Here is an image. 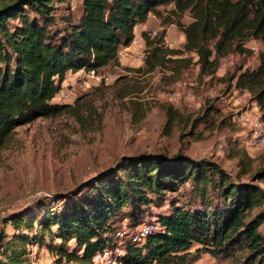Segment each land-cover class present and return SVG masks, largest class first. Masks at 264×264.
I'll use <instances>...</instances> for the list:
<instances>
[{"label":"trees","instance_id":"1","mask_svg":"<svg viewBox=\"0 0 264 264\" xmlns=\"http://www.w3.org/2000/svg\"><path fill=\"white\" fill-rule=\"evenodd\" d=\"M63 2L11 0L0 6V150L20 126L74 114V106L52 103L66 72L118 66L120 48L132 43L136 26L149 15L161 26L174 25L185 41L181 49H169L164 29L152 38L143 33L139 73L168 71L175 78L196 65L199 78H213L221 58L249 55L250 40L264 45V0H82L78 17H56L55 4ZM169 4L173 9L163 13ZM224 77L264 110V49L255 67H238ZM164 111L168 122L175 119L172 107ZM213 112L207 104L191 128ZM260 183L264 186V163L241 181L215 161L181 153L124 156L64 199H54L60 205L41 212L37 231L30 211L11 215L6 223L14 232L0 235V264H28L31 243L45 247L56 264H92L97 251L115 243L119 219L135 228L153 206L158 230L140 243H127L120 264H192L202 254H239L240 264H264Z\"/></svg>","mask_w":264,"mask_h":264},{"label":"rangeland","instance_id":"2","mask_svg":"<svg viewBox=\"0 0 264 264\" xmlns=\"http://www.w3.org/2000/svg\"><path fill=\"white\" fill-rule=\"evenodd\" d=\"M9 1L0 0V6ZM81 4L82 0L56 3V17H78ZM165 8H161L163 13L167 11ZM146 21L134 30L138 41L133 45L136 50H144L143 33L161 31L157 25L160 20L154 15H149ZM186 21L184 18L183 22ZM170 35H174L175 47H181L179 30L172 27ZM257 49L246 56L230 57L213 78H199L196 65L175 78H168L159 71L143 74L134 67L119 64L98 71V76L108 78L106 82L86 79L83 73L76 79L74 88L64 85L61 89L70 93L71 101L64 102L59 92L53 103L74 106V114L38 118L20 126L0 150V235L13 234L12 226L6 223L11 215L30 211L37 221L45 210L60 205L54 199H64L74 187L107 171L124 156L181 153L196 160L215 161L232 177L249 181L264 163V147L247 144L248 128L239 123L236 113L244 112L264 120V110L248 95L236 105L237 92L224 76L238 67H255L264 45H258ZM128 56L132 53L119 50L120 58ZM188 92L196 97H186L184 94ZM207 104L214 106V112L196 128H191L192 121L203 114ZM166 106L177 112L171 122L165 115ZM245 156L250 160L247 172L244 171ZM259 185L264 187L262 183ZM183 200L188 201V197ZM150 211L152 215L158 212L154 206ZM152 215L146 214L141 221H155ZM38 222L34 223L35 231L39 229ZM131 225L135 224L119 219L116 229L132 230ZM259 230L264 234V224ZM45 239L49 242L47 236ZM29 245L33 248H26L28 264H56L45 247ZM241 257L238 254L233 258H212L202 254L192 264H240Z\"/></svg>","mask_w":264,"mask_h":264},{"label":"built area","instance_id":"3","mask_svg":"<svg viewBox=\"0 0 264 264\" xmlns=\"http://www.w3.org/2000/svg\"><path fill=\"white\" fill-rule=\"evenodd\" d=\"M158 33H155L154 31L152 34L148 33V37L152 38L156 36ZM153 35V36H151ZM138 43L137 39L134 38L132 43L130 45H136ZM259 45L258 42L255 40H250L247 42L246 46L252 51L257 52V46ZM164 46L169 49H175L173 48L171 43H167L164 40ZM145 56V46L144 50L141 52L140 57L142 58V61ZM188 55L184 54L181 57L186 58ZM120 60V57H119ZM229 61L228 57H223L220 60V65L218 70H221L222 66L227 64ZM159 71V70H158ZM162 76H169L171 73L168 71H159ZM71 74L67 77H65L62 81L61 88L66 85V87L74 88L77 83V78H79L80 75L83 73L85 74V78L89 80H100L103 79L105 82L108 80L105 76H98V71L95 70H79L77 72H70ZM235 92H237V95H235L234 103L236 105H240L243 101V98L248 95V93L245 90H239L234 89ZM61 97L63 98L64 102L71 101V96L69 92H63L62 89L60 91ZM174 95V93L172 94ZM188 98H195L196 96L193 93H185L184 94ZM54 102V98L52 99V103ZM237 120L239 123H241L244 127L248 128L249 131V138L247 140V144L250 147L255 148H262L264 147V120L256 119L250 115H247L244 112L236 113ZM158 230V226L154 224L153 222H143L137 227L133 228L132 230L121 228L118 229L117 232L114 235L115 243H113L111 246L105 247L99 251H97L93 257H92V264H120V258L125 253V245L129 242L131 243H140L144 241V239L150 235L153 231ZM33 248V245H29Z\"/></svg>","mask_w":264,"mask_h":264},{"label":"crops","instance_id":"4","mask_svg":"<svg viewBox=\"0 0 264 264\" xmlns=\"http://www.w3.org/2000/svg\"><path fill=\"white\" fill-rule=\"evenodd\" d=\"M166 6V10L167 11H170V10H172L173 9V5L172 4H169V5H165ZM165 6H162V7H165ZM186 19H187V21H188V18L187 17H185ZM147 22V21H146ZM146 22H144V23H146ZM144 23H142L141 25H143ZM140 25V24H139ZM139 25H137L136 26V29L138 28V26ZM157 25H158V27H159V29H164L165 30V37H164V40L167 42V43H171L172 44V46H173V48H175V49H181V47H179V48H176L175 47V44L174 43H172V41H174L175 39H174V35H170V33H171V29H172V27L174 28V29H177L174 25H168V26H161V24H160V22H157ZM144 27L145 26H142V28H141V31H144ZM135 29V30H136ZM140 31V30H139ZM179 38H180V43H181V45H183L184 44V41H185V38H184V35L179 31ZM167 39H169V41H171V42H168L167 41ZM143 43H144V41H143ZM120 49H122V51H124V53L125 52H131L132 53V56H128L127 58H124V57H122V58H120V60H119V64H120V66H122V67H124V66H128V67H134L133 69H138V68H140V67H142V65H143V61H142V58L140 57V55H141V52L143 51H140V50H136V48L133 46V45H129L128 47H121ZM106 68V67H105ZM71 73L70 72H66V74H65V77H67V76H69ZM64 77V78H65Z\"/></svg>","mask_w":264,"mask_h":264}]
</instances>
